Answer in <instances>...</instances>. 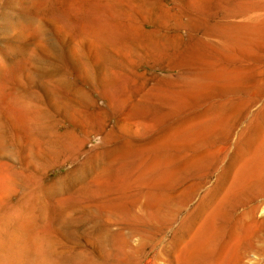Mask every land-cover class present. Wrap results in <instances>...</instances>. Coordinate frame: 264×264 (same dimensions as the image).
Here are the masks:
<instances>
[{
    "label": "bare ground",
    "instance_id": "6f19581e",
    "mask_svg": "<svg viewBox=\"0 0 264 264\" xmlns=\"http://www.w3.org/2000/svg\"><path fill=\"white\" fill-rule=\"evenodd\" d=\"M191 2L194 16L190 28L200 29V33L189 32L182 43L174 46L160 43L155 36L143 40L156 56L159 68L176 69L173 78L165 73L152 74L159 83L153 87H148L145 79L131 83L126 72L116 69L113 62L123 64L121 55L129 46L125 37L116 35L104 36L113 53L107 54L98 44L87 41L93 63H100L105 71L99 91L104 103L89 99L87 105H82L64 99L60 104L49 99L36 107L12 86V91L8 88L9 92H2L5 83L14 78L16 81L18 71L12 66L0 67V142L10 129L17 128L15 125L29 133L35 112L61 113L71 124L61 133L66 137L65 148L81 149L90 140L89 134L97 136L93 148L84 151L88 164H93L90 184L118 190L119 201L108 203L121 204L122 208L133 191V200L146 209L140 219L151 223L148 228L107 232V264H132L146 246L151 252L150 264H256L264 254V100L251 115L246 113L249 103L256 99L249 93L261 96L264 90V20H259L256 7L245 5L239 10L229 2L230 6L216 16L208 6L210 0ZM236 15L240 20L232 21L230 18ZM244 30L256 33V41L244 35L242 46L254 47L236 52L241 39L235 35ZM244 54L251 55V62ZM76 73L81 77L84 69L79 65ZM61 75L55 73L52 78ZM61 84L79 89L72 80ZM108 117L113 118L111 124ZM242 119L235 137L230 139L232 129ZM209 167L213 168L214 179L198 194L201 177L207 175ZM195 195V202L187 209ZM259 197L261 200L255 201ZM26 200L21 195L13 203L0 195V264H35V256L45 257L50 250V224L38 226L45 213L39 210L35 215L22 214ZM238 206L245 208L236 213ZM259 210L263 211L261 215ZM167 229L168 236L163 233ZM134 235H138L136 244L132 243ZM120 254L123 260L118 258Z\"/></svg>",
    "mask_w": 264,
    "mask_h": 264
},
{
    "label": "rangeland",
    "instance_id": "374dc122",
    "mask_svg": "<svg viewBox=\"0 0 264 264\" xmlns=\"http://www.w3.org/2000/svg\"><path fill=\"white\" fill-rule=\"evenodd\" d=\"M229 2L231 7L237 5L235 8L239 10H243L245 5L251 9L256 7L260 13L259 20H264V0H221L219 2L210 0L208 6L216 16H220L223 9L230 6ZM191 3V0H0V67L3 69L4 66H12L18 71L16 76L18 83L14 80L15 78L11 81L12 83L9 80V84L3 85V88L5 86L6 88L2 89V92H9L12 86L13 91L19 90L21 94L23 93V98L36 107L42 102L48 103L49 99L60 104L64 99H70L73 103L79 101L82 105H87L89 99L104 103L105 100L99 95V91L103 87L101 77L105 71L100 63L97 65L93 63V51L88 48V42L98 44L101 46L100 50L107 54L108 51L113 53L104 39L106 35L125 37L129 46L126 51L124 50V55H121L124 63L114 61L113 64L118 71L121 69L120 71L126 72L131 83L145 79L147 86L153 87L159 84L155 74L160 76L165 73L169 78H173L176 69L166 71L159 68L156 65V56L150 52L148 44L144 46L143 40L155 36L159 37L160 43L165 42L174 46V44L182 43L189 32L200 33V29L190 28L191 18L194 16V6ZM230 19L237 22L240 16L236 15ZM255 34L245 30L238 31L235 36L239 37L241 42L235 46L236 52L244 50L246 52L247 47L251 50L254 45L242 46V40L245 35L252 40L251 42L256 41ZM77 35L79 36L76 37ZM79 45H85V47ZM89 54L91 58L88 57ZM245 56L251 62V55L249 57L244 54ZM4 63L7 66L3 65ZM79 65L84 69L81 77L76 73V67ZM235 65H238L237 61ZM58 71L62 75L53 80L52 76L59 73ZM142 73L143 76H140ZM70 80L76 83L79 89L76 90L75 86L70 84V86L60 85V82ZM23 85L26 87L23 88ZM249 94L254 95L253 98L256 99L249 103L247 116L251 115L264 100V90L261 96L253 92ZM32 115L29 133L21 126L15 125L17 128L10 129L11 132L8 131L6 138L0 142V163H3L0 165V195L9 197L13 203L21 195L27 197L25 205L21 208L22 214L35 215L39 210H42L39 213H45L43 217L45 219H39L41 223H38V226L49 223V234H52L50 236L53 241L48 238L50 250L45 257L36 254L35 264H107L105 256L107 242L109 243L107 232L148 228L151 223L140 219L146 214V209L133 200V191L128 193L129 196L122 208L121 204L119 207L109 204L111 201H119L118 190L110 191L90 184L89 175L93 164H88L86 160L88 154L84 151L88 147L93 148V142L97 141V136L89 134L90 140L84 142L87 146L83 145L81 149L75 151L67 149L63 146L66 137L61 133L71 124L61 113L49 110L35 112ZM112 121V117L107 118L108 124ZM242 121L243 119L238 121L232 129L230 139L235 137ZM31 137L34 138L35 144L30 143ZM6 169H9L8 172ZM212 169L209 167L206 170L207 173L205 172L207 175L201 177L203 182L198 194L213 181ZM196 197L197 195L189 200L187 209L195 202ZM256 200L260 201L261 197ZM261 203L264 206V197ZM244 208L245 206H238L235 212ZM261 211H257L258 215L263 213ZM163 233L168 236L170 229ZM137 242L138 235H134L132 243ZM261 243L264 246V234ZM149 249V246H146L144 253L137 255L132 264H150ZM38 256L41 258V263L38 261ZM118 258L123 260L124 257L120 254ZM256 264H264V254Z\"/></svg>",
    "mask_w": 264,
    "mask_h": 264
}]
</instances>
